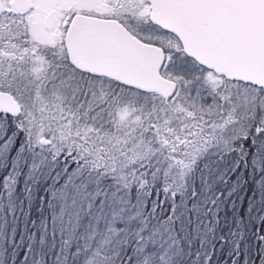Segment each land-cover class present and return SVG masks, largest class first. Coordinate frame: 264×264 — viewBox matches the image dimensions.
Masks as SVG:
<instances>
[{"label":"snow or ice","instance_id":"obj_1","mask_svg":"<svg viewBox=\"0 0 264 264\" xmlns=\"http://www.w3.org/2000/svg\"><path fill=\"white\" fill-rule=\"evenodd\" d=\"M0 264H264V0H0Z\"/></svg>","mask_w":264,"mask_h":264}]
</instances>
